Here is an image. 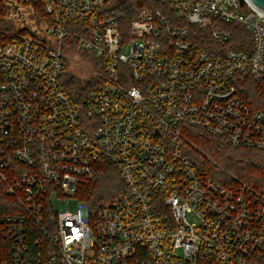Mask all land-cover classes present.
Wrapping results in <instances>:
<instances>
[{
  "label": "built area",
  "instance_id": "obj_1",
  "mask_svg": "<svg viewBox=\"0 0 264 264\" xmlns=\"http://www.w3.org/2000/svg\"><path fill=\"white\" fill-rule=\"evenodd\" d=\"M169 8L128 21L109 0H0V182L16 204L0 264H264V194L216 179L189 139L264 151V11ZM230 25L250 47H225ZM78 60L76 101L62 83ZM104 161L122 188L93 204Z\"/></svg>",
  "mask_w": 264,
  "mask_h": 264
},
{
  "label": "trees",
  "instance_id": "obj_2",
  "mask_svg": "<svg viewBox=\"0 0 264 264\" xmlns=\"http://www.w3.org/2000/svg\"><path fill=\"white\" fill-rule=\"evenodd\" d=\"M114 7L126 13L128 21L135 19L144 7L163 12L170 11L169 0H121ZM227 27L231 31V39L225 47L237 49L250 47V35L241 26L230 25ZM194 31H196L195 38L199 47L213 52L216 42L212 40L210 33L199 29H194ZM1 81L0 74V84ZM62 84L73 100H83L86 97V85L73 74L66 71ZM208 142V150L214 158L226 162L237 171V179L264 194V151L234 148L217 137H210ZM210 171L216 179L221 180L214 174L212 168ZM121 188L122 180L116 167L111 162L104 161L100 164L97 182L89 188L85 198L93 204H100L116 197ZM14 210H16L15 200L7 194L4 185L0 182V214L11 213ZM5 247L6 242L0 241V262L8 259Z\"/></svg>",
  "mask_w": 264,
  "mask_h": 264
},
{
  "label": "rangeland",
  "instance_id": "obj_3",
  "mask_svg": "<svg viewBox=\"0 0 264 264\" xmlns=\"http://www.w3.org/2000/svg\"><path fill=\"white\" fill-rule=\"evenodd\" d=\"M113 6H117L121 0H109ZM75 60V59H74ZM79 64L68 63L66 70L68 73H71L75 76L84 77L88 75L87 72L81 67L83 64L82 61L78 60ZM212 136L206 137H196L190 136L191 142L196 147V151L193 152V159L201 163L206 164L209 169H213L214 174L223 181H228L231 176L237 177V171L229 166L226 162L217 160L208 150L209 138ZM238 178V177H237Z\"/></svg>",
  "mask_w": 264,
  "mask_h": 264
},
{
  "label": "water",
  "instance_id": "obj_4",
  "mask_svg": "<svg viewBox=\"0 0 264 264\" xmlns=\"http://www.w3.org/2000/svg\"><path fill=\"white\" fill-rule=\"evenodd\" d=\"M255 7L264 11V0H249Z\"/></svg>",
  "mask_w": 264,
  "mask_h": 264
}]
</instances>
